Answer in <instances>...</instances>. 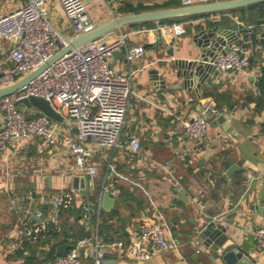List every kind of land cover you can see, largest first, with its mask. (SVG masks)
<instances>
[{"label":"crops","instance_id":"1","mask_svg":"<svg viewBox=\"0 0 264 264\" xmlns=\"http://www.w3.org/2000/svg\"><path fill=\"white\" fill-rule=\"evenodd\" d=\"M19 1L0 0V14L16 7ZM166 1L86 0L97 25L124 13L120 8L125 4L160 8L166 7L163 5ZM175 1L181 4V0ZM48 6L54 23L71 35L70 21L60 0H48ZM224 12L227 14L215 16ZM248 13L249 9L239 7L236 11L179 17L173 21H183L187 31L175 34L172 41L164 38L162 30H145L172 21L124 25L112 31H128L130 43L157 42L161 35V40L147 47L136 62L128 60L126 55L113 57L112 66L119 72L136 70L135 93L122 130V145L94 146V159L98 163V174L92 178L94 186L62 144L41 151L39 138L33 136L15 140L7 149L0 150V264L24 261L13 254L25 237L35 243L39 237L47 240L39 242L36 254L39 264H51L52 246L57 254L59 245H73L75 240L94 232L107 242L129 239L143 216L158 212L167 222L178 247L159 251L148 260H137L107 247L109 264H229L222 253L214 257L198 229L209 217L223 220L231 213H235L232 223L226 222L229 240L251 250L256 264H264L255 236V228L264 218V208L261 209L264 205V107L258 108L257 86L264 65L263 22L255 25L257 33L249 44L253 60L243 72L218 71L201 88L195 82L189 89L177 86L183 77L176 74L178 67L174 64L175 58L201 56L204 48L194 37L198 29L216 25L233 27L236 22L231 15L249 24ZM10 47L11 41L2 38L0 70L8 65ZM153 68H158L160 73H173L168 76L166 86L154 78ZM208 97L215 99L222 113L211 121L202 138L190 139L184 133V120L199 113L203 100ZM19 106L31 114L41 112L24 103ZM57 122L62 128L61 137L71 131L68 126L71 132L77 131L73 118L64 116ZM132 135L138 136L142 143L141 153L134 160L126 146ZM233 165L236 167L229 176L226 173ZM105 182L107 189L103 187ZM114 185L121 190L119 195L112 194L121 199V206L106 209L102 205L103 196ZM83 188L87 189L86 194L80 191ZM61 193L69 195L57 209L53 202ZM87 200L93 203L91 217L85 211ZM39 210L43 211L42 215H38ZM27 229H33V233L28 235ZM84 264H88L86 258Z\"/></svg>","mask_w":264,"mask_h":264},{"label":"built area","instance_id":"2","mask_svg":"<svg viewBox=\"0 0 264 264\" xmlns=\"http://www.w3.org/2000/svg\"><path fill=\"white\" fill-rule=\"evenodd\" d=\"M211 0H181V4L208 2ZM72 28L71 35L65 33L53 21L48 0H20L10 11L0 14V41H11L7 62L0 70V87L11 84L51 58L73 37L96 27L86 0H60ZM227 14L219 13L215 16ZM231 15V14H230ZM214 16V17H215ZM236 24L234 40L229 50L219 51L210 57L218 71L243 72L251 66L249 44L254 40L255 25L231 15ZM217 18V17H216ZM162 30L167 41L175 34L187 31L183 21L145 28ZM129 32L119 30L96 37L65 53L49 64L39 75L17 91L0 98V150L7 149L18 139L33 136L39 138L40 150L62 144L74 157L76 167L92 178L98 174V163L94 159L95 145L101 147L121 146V135L127 123L131 96L135 93L136 70L119 72L112 66L114 52L125 51L128 60L136 62L147 51L145 43H130ZM30 95L48 99L63 116L77 122V131L64 136L56 119L44 112L28 113L17 103ZM222 113L213 97L203 100L199 113L184 120V133L190 139H200L208 131L211 121ZM131 159L141 153L142 143L138 136L129 137L126 144ZM112 170L115 168L112 166ZM116 171V170H115ZM91 178L90 184L94 186ZM108 188L107 183L103 184ZM113 195L120 194L118 186L111 187ZM69 194H59L53 206L57 209ZM87 216L91 217L93 203L85 202ZM43 211L39 210L38 215ZM33 229H27L31 235ZM259 249L264 256V218L255 228ZM116 248L121 253L137 260H148L157 252L177 248L169 226L160 212L143 216L137 231L129 239L119 238L104 241L98 232L78 239L63 254H55L51 264H107L106 248Z\"/></svg>","mask_w":264,"mask_h":264},{"label":"water","instance_id":"3","mask_svg":"<svg viewBox=\"0 0 264 264\" xmlns=\"http://www.w3.org/2000/svg\"><path fill=\"white\" fill-rule=\"evenodd\" d=\"M264 0H211L208 2L193 3V4H180L174 6H166L160 8L144 9L133 12H126L119 15H114L111 19L96 25L92 30L87 31L81 35L73 37L70 42L62 47L56 54L51 58L40 64L38 67L33 69L28 74L19 78L15 82L0 87V98L8 94H11L18 89L22 88L39 75L49 64L57 60L65 53L73 50L74 48L96 38L102 36L108 32L115 30L116 28L124 25H134L150 21H160L167 18H175L189 15H200L205 13L231 10L246 6L253 3L263 2ZM263 22V30L261 39L264 40V17L261 18ZM225 36L227 40L225 41ZM195 39L199 45L204 48L203 53L199 58L196 59H182L175 58L174 64L178 67L176 74L183 77L182 83L177 86H184L190 89V85L197 83V86L201 88L205 80H210L217 76L218 70L215 65L209 61L210 57H215L219 51H227L230 49L231 44L234 40H239L238 34L234 30V27H221L214 26L207 29H198L194 34ZM161 40V35L158 36L157 42H146V47H152ZM170 53H174V49H170ZM119 55L125 56V51L117 50L114 52V56ZM207 71H212L211 74ZM154 78L160 80L165 86L167 85L168 76L173 75L172 72L160 73L158 68H153ZM172 87L173 85H169ZM18 104H26L27 106H34L41 112H44L56 120H62L63 115L56 110L52 103L43 96L30 95L22 98L17 102ZM223 117V116H221ZM236 165H233L228 171L227 175L231 176ZM86 178L88 182L91 181V174L87 173ZM81 192L87 193V189H80ZM262 202L264 203V188L262 193ZM102 205L106 209L112 207H120L121 199L113 196L110 190L105 191ZM264 205L261 206V209ZM235 213L229 214L225 219H214L209 217L206 224L198 229L199 235L204 239V244L210 247L214 252V257H218L222 253L229 264H256V259L253 256L251 250L246 249L240 244L234 243L229 240L227 233L228 223H232V216ZM71 243L61 244L58 247V253L63 254L67 252V249L71 247ZM107 264L109 261L106 260Z\"/></svg>","mask_w":264,"mask_h":264},{"label":"trees","instance_id":"4","mask_svg":"<svg viewBox=\"0 0 264 264\" xmlns=\"http://www.w3.org/2000/svg\"><path fill=\"white\" fill-rule=\"evenodd\" d=\"M163 5L164 6H174V5H180V3L178 1H175V0H168ZM153 7H157V6L156 5H137V6H135V5H132V4L128 3V4L123 5L120 8V11L126 13V12L139 11V10H143V9H150V8H153ZM241 8L243 10L249 9V13H248L249 15L248 16H249L250 24L259 25L262 22L261 18L264 17V1L263 2H259V3L249 4V5H246V6H242ZM236 9L237 8L231 9V10L236 11ZM245 13H247V12L245 11ZM189 16H192V15H189ZM178 18L179 17L167 18V19H164L162 21H172L173 22V20L178 19ZM154 22L155 21H150V22H144V23H141V24L152 25ZM134 25H136V24H134ZM256 30L257 29H255L254 38H255V35L257 33ZM251 60H253V57H251ZM257 86H258V89H259L258 108L262 109L264 107V65L262 66L261 73L258 76ZM56 233H58V232H56ZM40 241H41V243H46L47 242L46 239L42 240L41 237H39L37 239L38 243H35V241H32V239L27 238V237L23 238L22 245L20 247H18L15 250V253L13 254L14 257L24 258V261L21 262L20 264H39L40 263V259L38 258L37 254H36V250L38 248L37 245H39ZM76 241L77 240H75V242ZM27 250H29V253L26 254ZM55 250H56L55 246H52V250L51 251L54 252L53 256L56 254Z\"/></svg>","mask_w":264,"mask_h":264},{"label":"rangeland","instance_id":"5","mask_svg":"<svg viewBox=\"0 0 264 264\" xmlns=\"http://www.w3.org/2000/svg\"><path fill=\"white\" fill-rule=\"evenodd\" d=\"M7 1H5V3H6ZM1 4V3H0Z\"/></svg>","mask_w":264,"mask_h":264}]
</instances>
